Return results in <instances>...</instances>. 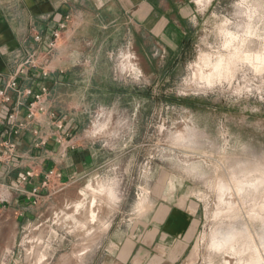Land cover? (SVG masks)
I'll use <instances>...</instances> for the list:
<instances>
[{
  "label": "rangeland",
  "instance_id": "obj_1",
  "mask_svg": "<svg viewBox=\"0 0 264 264\" xmlns=\"http://www.w3.org/2000/svg\"><path fill=\"white\" fill-rule=\"evenodd\" d=\"M190 1L198 20L163 85L128 39L107 52L112 81L141 92L87 109L75 134L89 169L0 228V264H115L108 229L166 201L197 229L179 255L159 246L135 264H264V0Z\"/></svg>",
  "mask_w": 264,
  "mask_h": 264
},
{
  "label": "crops",
  "instance_id": "obj_2",
  "mask_svg": "<svg viewBox=\"0 0 264 264\" xmlns=\"http://www.w3.org/2000/svg\"><path fill=\"white\" fill-rule=\"evenodd\" d=\"M197 20L190 0H0V87L32 60L36 67L20 77V88H47L44 111L27 120L20 134L9 125L0 127L14 145L9 164L0 162V228L11 222L18 225L35 206L26 194L12 189L18 174L33 170V178L24 185L29 190L47 170L59 174L52 182L59 187L89 169V153L75 133L97 97L118 104L141 92L112 81L107 52L128 39L143 73L159 86L178 67ZM58 29L60 36L49 47ZM157 47L165 52L162 58L153 54ZM11 98L18 118L24 119L25 100L16 93ZM46 194L49 188H41L39 204ZM197 226L194 213L166 201L134 229L121 234L119 227H110L104 242L117 248L115 264H135L159 246L167 249L168 258L175 251L179 255ZM141 227L144 230L137 234Z\"/></svg>",
  "mask_w": 264,
  "mask_h": 264
},
{
  "label": "built area",
  "instance_id": "obj_3",
  "mask_svg": "<svg viewBox=\"0 0 264 264\" xmlns=\"http://www.w3.org/2000/svg\"><path fill=\"white\" fill-rule=\"evenodd\" d=\"M61 25L60 28H63ZM53 40L49 42V47L54 46V42L60 36V29L54 30L52 33ZM40 37L36 36L38 40ZM36 64L32 60H27L16 71V74L11 77L4 86L0 87V127L5 128L6 125L10 126V129L15 134H20L25 128L27 120L33 119L37 114L44 111L42 105L43 99L47 94V88L41 87L38 91H34L31 88H20V77H25L29 68H35ZM11 93H16L25 100L27 113L24 119L18 118V108L14 104ZM14 145L10 139L5 138L0 131V162L8 165L13 155ZM34 176L33 170L28 169L18 174L15 182L12 184V189L22 194H26L33 204L39 202V192L41 188H50L52 186L53 179H57L59 174L54 170H47L43 175L41 182L38 185L32 186L29 190L24 189V185L32 179Z\"/></svg>",
  "mask_w": 264,
  "mask_h": 264
},
{
  "label": "bare ground",
  "instance_id": "obj_4",
  "mask_svg": "<svg viewBox=\"0 0 264 264\" xmlns=\"http://www.w3.org/2000/svg\"><path fill=\"white\" fill-rule=\"evenodd\" d=\"M219 66H220V61H218V62H216L214 65H213V67H212V69H211V72H212V74L214 73V72H216V71H218L219 70ZM91 203H93V202H91ZM91 214H93V213H91ZM92 216V215H91ZM92 221V220H91ZM218 240V239H217ZM216 241V240H215ZM219 241V240H218ZM223 241V240H222ZM226 243V242H225ZM216 244V243H215ZM218 245V244H217ZM222 245V244H221ZM224 245V244H223ZM221 249V248H220ZM192 255V254H191Z\"/></svg>",
  "mask_w": 264,
  "mask_h": 264
}]
</instances>
